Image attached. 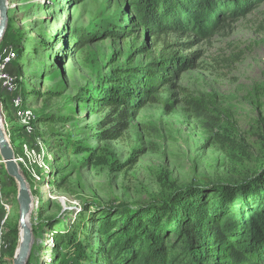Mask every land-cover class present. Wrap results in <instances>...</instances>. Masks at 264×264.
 <instances>
[{
	"label": "rangeland",
	"instance_id": "1",
	"mask_svg": "<svg viewBox=\"0 0 264 264\" xmlns=\"http://www.w3.org/2000/svg\"><path fill=\"white\" fill-rule=\"evenodd\" d=\"M127 2L8 0L5 42L14 47L19 90L37 118L29 139L34 172L21 167L34 201L28 264H109L103 251L122 232L121 204L145 214L175 190L205 187L202 197L213 198L216 186L249 183L264 172V0L242 16L231 7L226 23L212 17L154 35L135 22ZM170 55L190 67L180 65L143 108L130 109L120 139L103 136L117 119L108 101L115 89H138L141 70ZM5 107L4 129L18 148L23 134ZM15 184L0 163L11 241L20 219ZM177 212L193 232L196 220ZM177 220L162 224L169 243L182 240ZM11 251L4 264H14Z\"/></svg>",
	"mask_w": 264,
	"mask_h": 264
},
{
	"label": "trees",
	"instance_id": "2",
	"mask_svg": "<svg viewBox=\"0 0 264 264\" xmlns=\"http://www.w3.org/2000/svg\"><path fill=\"white\" fill-rule=\"evenodd\" d=\"M127 1L135 14V22L154 35L156 31L164 34L172 30H189L194 24H207V19L212 17L219 23H226V14L231 7L241 9L237 16H242L255 8L254 3L262 0ZM8 32L9 28L2 45L6 43ZM183 62L184 59L177 55L163 57L141 70L138 89L131 92L116 88L108 101L117 112V119L109 122L111 128L103 136L110 140L120 139L133 117L130 109L136 112L143 108L160 86L171 82L170 75L177 77L180 65L186 69L190 67L189 61ZM10 180L15 184L12 178ZM216 187L213 198L202 197L205 187L175 190L159 203L161 207L152 208L153 212L145 214H137L138 211H133L129 205L121 204L120 209L126 212L124 223H120L122 232L109 238L104 246L103 254L109 264H264V172L249 183ZM178 207L196 220L193 232L185 229L189 222L178 218ZM133 214H136L135 222L130 224L129 218ZM176 219L174 231L182 240L169 243L163 237L165 228L162 224ZM106 224L107 221L102 224L105 229L110 227ZM131 226H134L132 230ZM189 233L195 234L197 239H192ZM13 235L9 243L14 258L20 238L19 226L13 230ZM58 238L62 239L61 236ZM71 244L78 253L82 252L78 242L71 240Z\"/></svg>",
	"mask_w": 264,
	"mask_h": 264
},
{
	"label": "built area",
	"instance_id": "3",
	"mask_svg": "<svg viewBox=\"0 0 264 264\" xmlns=\"http://www.w3.org/2000/svg\"><path fill=\"white\" fill-rule=\"evenodd\" d=\"M16 61V53L14 47L8 43L0 46V102L3 106V115L6 122V109H4V103L9 104V110L13 114V118L21 127L23 134V142L20 143V147L15 146L16 161L20 168L26 170V172L33 173L34 168L29 159L35 154L29 139L36 133V114L29 107L27 98L24 93L19 90L18 76L13 70V64ZM34 145L43 146L41 139L35 138ZM0 163H3L0 154ZM1 192V188H0ZM1 195V193H0ZM6 204L0 202V264H4L7 256V252L10 249V237L9 230L6 224V218L4 216Z\"/></svg>",
	"mask_w": 264,
	"mask_h": 264
},
{
	"label": "water",
	"instance_id": "4",
	"mask_svg": "<svg viewBox=\"0 0 264 264\" xmlns=\"http://www.w3.org/2000/svg\"><path fill=\"white\" fill-rule=\"evenodd\" d=\"M9 9L8 0H0V46L9 25ZM4 122L3 106L0 102V154L8 176L17 183L19 188L18 204L20 207V238L14 258V264H28L32 252L33 238L27 222L34 209V201L29 184L16 161L14 148L4 129Z\"/></svg>",
	"mask_w": 264,
	"mask_h": 264
},
{
	"label": "bare ground",
	"instance_id": "5",
	"mask_svg": "<svg viewBox=\"0 0 264 264\" xmlns=\"http://www.w3.org/2000/svg\"><path fill=\"white\" fill-rule=\"evenodd\" d=\"M27 225H28V228L30 229V226H29V219H28ZM30 230H31V229H30ZM31 232H32V230H31ZM32 238H33V233H32Z\"/></svg>",
	"mask_w": 264,
	"mask_h": 264
}]
</instances>
